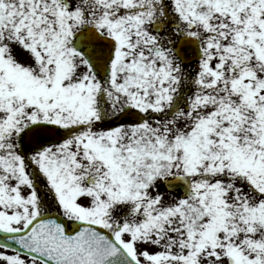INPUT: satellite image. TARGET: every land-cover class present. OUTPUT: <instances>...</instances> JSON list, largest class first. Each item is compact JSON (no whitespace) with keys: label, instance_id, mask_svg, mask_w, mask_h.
Segmentation results:
<instances>
[{"label":"snow or ice","instance_id":"6c2138e0","mask_svg":"<svg viewBox=\"0 0 264 264\" xmlns=\"http://www.w3.org/2000/svg\"><path fill=\"white\" fill-rule=\"evenodd\" d=\"M0 264H264V0H0Z\"/></svg>","mask_w":264,"mask_h":264}]
</instances>
